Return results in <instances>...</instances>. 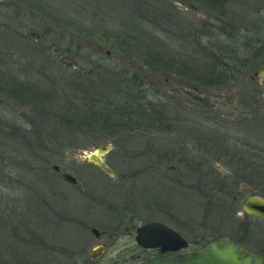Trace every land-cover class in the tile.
Instances as JSON below:
<instances>
[{"label":"rangeland","instance_id":"374dc122","mask_svg":"<svg viewBox=\"0 0 264 264\" xmlns=\"http://www.w3.org/2000/svg\"><path fill=\"white\" fill-rule=\"evenodd\" d=\"M128 1L113 0V5L120 6L124 14ZM147 1L150 5L166 2L180 10L185 15L182 25L187 28L189 19L215 15L198 0ZM105 2L33 0V5H29L32 10H27L25 17H17L0 6V61L17 73L15 81L35 82L38 89L54 90L53 99L56 98L48 121L45 114L35 117L25 104L5 94L0 85V209L3 213L7 211L3 219L6 225L14 224L12 219L17 217V246L22 242L33 246V264H84L83 258L87 259L86 264H132L146 254L134 242V227L157 217L175 227L186 239L188 246L182 252H193L219 236L240 238L236 214L240 210V188L223 184L212 190L210 186L195 187L193 182L201 177L195 171L203 167L213 172L218 170L217 174L226 182L243 159L248 166L258 165L257 169L264 166V125L257 120L254 131L250 121L243 120L252 107L260 106L261 101L255 100L256 97L264 100V80L251 77L258 65L227 87L209 86L198 92H192L189 84L171 76H152L149 80L155 82L157 95L146 98L157 111L164 103L165 118L161 116L160 131L154 130L152 123L146 127L151 135L132 137L142 127L134 121L135 112L126 122L128 118L106 119L100 117L106 108L95 101L100 92L111 93L114 84L139 96L137 87L131 88V82L127 84L119 78L122 68L145 75L133 60L96 45L85 35L84 31L98 23L106 27L118 24L105 13ZM43 3L56 9V13L43 11ZM66 19L76 25L65 24ZM41 34L45 39H38ZM167 49L168 53L174 52L169 44ZM63 57L70 58L73 66L62 62ZM263 60L264 57L260 61ZM66 102L79 111L72 118L74 121L60 118L70 109L65 107ZM21 111L27 118L21 116ZM38 118L43 122L35 126ZM114 122L121 124H109ZM153 137L156 141L137 140ZM37 140L40 145H58L53 148L59 149L62 156L50 165L56 164L60 171L71 173L77 186L64 182L50 165L43 167L31 158L25 143L35 146ZM108 142L112 149L102 159L108 168L116 171V177L82 163L76 156L80 150L91 151ZM144 151L146 163H140L139 152ZM187 159L189 188L173 183L170 178L171 171L182 169ZM142 164L151 168L138 170ZM160 170L163 176L158 173ZM46 175L54 176L57 182L49 189L45 184ZM85 184L86 193L92 192L95 200L80 194L78 187ZM126 225L131 227L130 232H125ZM91 227L99 232L113 231L114 235L108 237L104 233L95 238ZM101 240H107L104 250L89 258V249L100 245ZM242 243L251 250L264 246V219L253 220ZM20 247L19 244V251ZM10 261L7 256L6 263Z\"/></svg>","mask_w":264,"mask_h":264},{"label":"trees","instance_id":"16d2710c","mask_svg":"<svg viewBox=\"0 0 264 264\" xmlns=\"http://www.w3.org/2000/svg\"><path fill=\"white\" fill-rule=\"evenodd\" d=\"M198 1L205 7H209L212 11L211 14L215 15L207 16V14L202 18L189 19V28H187L182 25L183 21L181 20L184 19L185 15L166 2L161 5H150L147 0H130L127 3L129 6H126L127 10L123 14L120 6L115 7L113 5V0H106L103 4L105 13L113 21L115 19L118 24H111L110 27H106L104 24L98 23L89 31H84L87 33L85 35L96 45L103 46L118 55L133 60L141 73H145V75H138L122 68L119 78L124 79L127 84L131 82L130 87H137L138 93L136 94L139 96L134 95L124 86L114 84L111 93H103L102 91L99 99L95 100H98L101 107L107 110L100 117L111 119L113 116L125 119L134 117L133 113L135 112L139 118L150 117L154 119L158 117L161 121V116L165 118L164 103L157 111V107L146 98L150 94L156 97L155 82H152L151 90L143 88L147 86V81L152 76H171L189 84L192 92H198L200 89L209 86L227 87L246 74L245 72L249 69L258 65L264 57V0L254 2L249 0L252 3L247 0ZM32 3L33 0H3L0 2V6L8 9L17 17H25L27 10H32V7L29 6L33 5ZM97 3L98 1L96 4L94 2L93 5L97 6ZM24 4L26 7H23ZM256 4H258L256 8H251ZM237 5L240 8L237 9ZM42 9L56 13V9L48 8L44 3ZM64 22L68 25H76L74 22H69L68 19ZM44 36L41 34L38 39L43 40L45 39ZM20 37L22 36L20 35ZM28 38L33 39L35 37ZM220 40L223 41V44H220ZM168 44L174 49L173 53H168ZM208 50H211L212 54L209 55ZM194 63L201 65L195 67ZM127 73L133 74L127 76ZM15 74L17 73H13L9 65L6 66L2 60L0 61V85L2 84V89L6 91L5 94L16 98L22 105L25 104L35 117H40L42 114L48 117L50 115L49 110L54 108L56 102V98L53 99L54 90L38 89L39 87L35 82L15 81V77H17ZM85 87L87 88V85ZM84 92L89 94L86 90ZM259 99L261 98L257 100L261 101ZM65 104V107L68 106L70 109L60 118L66 122L74 121L72 118L78 116L79 112L77 107L75 105L70 106L71 103L69 102ZM56 105L59 107L60 102ZM92 107H95V104ZM20 114L23 118H27V115L22 111ZM37 120L38 123L36 122L34 125L40 126L43 121L41 118ZM50 120L48 117V121ZM257 120L259 123L260 120L263 122L260 116ZM261 124L264 125V123ZM39 142L37 140L35 146L25 143V147L28 149L31 158H35L43 167H48L51 162L61 158L59 149L53 148L58 147V145L52 143L53 145L46 146L38 144ZM263 175L264 166H260L258 178L261 179ZM53 177L46 175L45 184L48 189L57 183ZM211 189L214 190V188ZM56 193L60 194L59 191ZM0 212V264H8L6 263L7 256L9 259L11 258L10 264H20L19 262L33 264V246L23 242L18 243L17 246L16 215L12 219L14 224L10 222L9 225H6L3 219L6 217L7 211L3 213V209H0ZM19 244L21 245L20 251ZM21 251H23L22 255Z\"/></svg>","mask_w":264,"mask_h":264},{"label":"water","instance_id":"95a60500","mask_svg":"<svg viewBox=\"0 0 264 264\" xmlns=\"http://www.w3.org/2000/svg\"><path fill=\"white\" fill-rule=\"evenodd\" d=\"M62 62L73 66L70 58H62ZM257 78H264V70L253 73ZM112 149L110 143H102L93 150H80L76 153L79 160L90 161L98 166H103L102 155ZM51 168L57 170L58 166L52 164ZM111 175L115 171L107 170ZM61 178L68 183H75V178L65 171L61 172ZM241 209L245 213L264 217V197L249 195L241 203ZM90 232L97 236V229L91 227ZM134 241L145 248H160L161 251H178L187 246V241L176 231L157 221L145 222L135 229ZM105 245L93 246L88 251V257L94 258L104 250ZM133 264H263L260 256L245 251L232 238L219 236L209 240L202 247L190 253L152 255L134 262Z\"/></svg>","mask_w":264,"mask_h":264},{"label":"flooded vegetation","instance_id":"af4514ba","mask_svg":"<svg viewBox=\"0 0 264 264\" xmlns=\"http://www.w3.org/2000/svg\"><path fill=\"white\" fill-rule=\"evenodd\" d=\"M263 62H264V60L262 62L260 61V63L257 66V69L253 73H258V71L264 70V63ZM253 73L251 75L252 78H254L256 80H264V78L260 79V78L255 77L253 75ZM147 82L148 83H147V86H146L145 89L151 90V86L153 84H152V82H150V80H148ZM155 86H156V84L154 85V87ZM257 99L258 98L256 97L255 100H257ZM260 100H261V102L258 103V105H260L259 109H258V107H255V108L252 107V110L249 111V114L245 115V119H243L246 122H249L250 121L251 127H252V129L254 131L257 130V119H258V116H260L263 119V122H261L262 120H260V123H264V100L263 99H260ZM126 120H131V119L130 118L125 119L124 122H126ZM134 121L137 124L140 123V125H142V127L140 129H138V130H135V132H133L130 135L132 137H133V135L134 136L137 135L138 137L139 136H146V135L148 136V135H151L146 130V127H149L152 123H154V130L156 129V130H159L160 131V120L158 119V117H156L154 119L153 118H150V117H143V118L142 117H140V118L137 117V119H135ZM138 121H140V122H138ZM109 124L115 126V125H119L121 123H115L114 122V124L113 123H109ZM132 125H133V123H132ZM114 132H116V131H114ZM155 137H153L151 139L150 138H147V139H140V138H138L137 140H139V141H148V140H153L154 141L155 140L156 141ZM110 141H113V140H110ZM144 153H146V152L145 151L144 152H139V154H141V156H139V159H138V161L140 163H143V162L146 163V157H145ZM80 161L82 163H88L89 165H91L92 167L96 168L98 171L104 173L105 175H111L107 170H112V169H110V168L107 167V164L105 163L104 160H103V166H98V165H96V164H94V163H92L90 161H83V160H80ZM251 163H252V161H251ZM238 164L239 165H236L234 175L231 177L232 179L230 178L229 180H225L226 182H224L223 181V178L220 177L221 174L220 175L217 174V173H220V172H217L218 170L216 172H213L210 168L203 167L201 171H198V172L195 171V173L201 174V177L198 176L197 178H195L196 181L193 182V184H194L195 187H198V185H201V187H203L205 189H206L207 186L208 187L210 186L211 188L216 189V186L217 185H219V186L222 187L223 184H225L226 187L227 186L228 187L236 186V187H239L240 188L239 193H238V194L242 195V197L238 199V200H240V202H239L240 210H239V212H236V214L238 216V219H239V222H240V225L238 224V226H237V231H238V234H239L240 238H238V236H237L236 240L235 239L234 240L245 251L260 256L261 259H262V261H263V264H264V246H261V247H259L256 250H251V249H247L243 245V243H242V237L244 238L248 234V232H249V230L251 228V224H252L253 220L254 219L255 220H257V219H264V217H259V216L253 215V214L245 213L241 209V203H242V201L247 196H249V195H258V196L264 197V175L262 176L261 179H259L258 178V169H257V166L258 165H254V166L253 165H250V166H248L247 162H245L244 159L242 160V162H238ZM145 167L151 168L150 165L147 166V165L142 164L139 167L138 170L144 171ZM51 169L53 170V172L55 174H58L59 173V177L61 178V172H63V171H60L59 167L57 168V170H54L53 168H51ZM112 171H114V170H112ZM65 172H67V171H65ZM67 173H69V172H67ZM158 173L159 174L161 173L160 176H163V174H164V172L161 171V170ZM171 173H172V176L170 178L173 181V183H178L181 186H185V187L189 188V159H187V161L185 162V164H184V166H183L182 169L177 168V170H175L174 172L171 171ZM111 176H113V175H111ZM116 176H117V174H116V171H115V175L113 177H116ZM222 176H224V173H222ZM63 181L66 182V183H68L65 180H63ZM68 184L71 185V186H77V180H76V178H75V183H68ZM243 184H245L246 186L248 185L251 189L249 187H247L248 189H246V186L242 187ZM85 188H87L86 184L85 185H82V187H80V186L78 187V190H79L80 194L83 195V196H85V197H89L91 200L92 199L95 200V198H94L95 195L93 196V193L92 192H87L86 193ZM203 193L205 195V190H203ZM233 199H236V197H233ZM161 213H162V211H161ZM148 221H157V222H160V223L164 224L165 226H167L168 228H171L172 230H174L177 233H179V231L175 227H173L172 225H169L166 222L162 221L159 217H157V219H155V220L153 219V220H148ZM148 221H144V222L140 223L139 225H141V224H143L145 222H148ZM136 227H134V230H133L134 231L133 232V239H134ZM124 230H125V232H130L131 227H129V226L126 225L124 227ZM104 233H106V232L105 231H100V232L98 231L97 236H95L93 234L92 235L95 238H97L101 234H104ZM113 233H114L113 231H108L106 233V235L109 237L111 235H114ZM100 242H101V244H104L105 246L107 244V240H101ZM136 246L138 247V249H140V250H142V251H144L146 253L142 259H144L146 257H149V256H152V255H169V254H174V253L175 254L187 253V252H182L183 249L178 250V251H169V250L161 251L160 248H157V247L156 248H145V247L139 246L137 244H136ZM187 246H188V242H187ZM139 260H141V259H137L134 262L139 261ZM82 263L86 264L87 263V259L83 258L82 259Z\"/></svg>","mask_w":264,"mask_h":264}]
</instances>
